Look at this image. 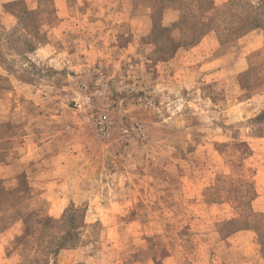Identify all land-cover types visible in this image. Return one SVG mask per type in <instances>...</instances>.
<instances>
[{"label":"rangeland","instance_id":"1","mask_svg":"<svg viewBox=\"0 0 264 264\" xmlns=\"http://www.w3.org/2000/svg\"><path fill=\"white\" fill-rule=\"evenodd\" d=\"M258 2L0 0V264H264Z\"/></svg>","mask_w":264,"mask_h":264},{"label":"trees","instance_id":"2","mask_svg":"<svg viewBox=\"0 0 264 264\" xmlns=\"http://www.w3.org/2000/svg\"><path fill=\"white\" fill-rule=\"evenodd\" d=\"M210 4V0H202ZM251 10L240 23H237L231 33L234 35H242L256 28H264V0H259L258 4L251 5Z\"/></svg>","mask_w":264,"mask_h":264},{"label":"built area","instance_id":"3","mask_svg":"<svg viewBox=\"0 0 264 264\" xmlns=\"http://www.w3.org/2000/svg\"><path fill=\"white\" fill-rule=\"evenodd\" d=\"M97 125H98V127H99L101 130H104V129H105V125H104V123H102V121H99Z\"/></svg>","mask_w":264,"mask_h":264}]
</instances>
